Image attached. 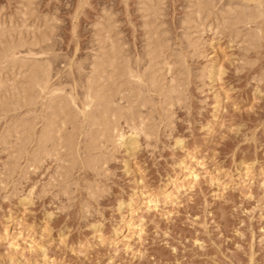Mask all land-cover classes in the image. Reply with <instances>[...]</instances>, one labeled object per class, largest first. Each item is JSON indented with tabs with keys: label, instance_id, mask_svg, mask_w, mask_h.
I'll use <instances>...</instances> for the list:
<instances>
[{
	"label": "rangeland",
	"instance_id": "rangeland-1",
	"mask_svg": "<svg viewBox=\"0 0 264 264\" xmlns=\"http://www.w3.org/2000/svg\"><path fill=\"white\" fill-rule=\"evenodd\" d=\"M151 1L0 0V25L15 41L39 40L20 55L48 48L51 83L76 88L79 100L89 63L111 43L161 85L184 81L168 108L152 93L142 119L121 120L124 138L137 145L108 143L96 171L75 166L57 181L68 152L15 162L17 137L0 140V264H264V14L246 27L222 20L243 0ZM18 72L0 71L8 89L24 81ZM10 119L0 121V134ZM193 172L203 175L194 187ZM178 189L179 205L171 204L166 196ZM149 200L160 209H148ZM133 223L141 239L127 252Z\"/></svg>",
	"mask_w": 264,
	"mask_h": 264
},
{
	"label": "bare ground",
	"instance_id": "bare-ground-1",
	"mask_svg": "<svg viewBox=\"0 0 264 264\" xmlns=\"http://www.w3.org/2000/svg\"><path fill=\"white\" fill-rule=\"evenodd\" d=\"M142 1H144L142 2L144 7L149 5L146 4L148 1L152 2L151 0H142ZM243 1L244 2L241 3V5L243 4V8H241L242 6L238 7L239 5L236 7L238 9L236 8L229 9L228 7L226 13L228 17H225V19L222 20L224 21L226 19L231 20L237 25L238 23L239 24L242 23V26L243 24H246L247 27V24L248 25L253 24L256 21V18H260L261 15L264 14V3H263L264 0L263 1L261 0L260 2L255 1L257 4L255 2L253 3L255 4L254 9L256 8L257 10L253 9V11H251V9L248 10L250 8L248 5L252 3V0H243ZM198 2H200V0ZM229 3L231 4L232 1L228 2V4ZM27 5L25 10H27V7H29V5L28 6ZM258 10L260 12H258ZM222 18L224 17L222 16ZM5 23L2 24L5 25ZM1 25H0V71H2L7 67H11L12 71L14 70V68H17L19 70V72L17 73L19 75L18 77L22 75V79H24V81L22 83L20 82V84L18 85L16 82L14 83V85L16 86L14 85L12 87L9 86L11 88L8 89L6 87L7 85L5 84V82L0 80V121L11 118L10 119L11 122L7 125V128L4 130L2 129L3 131L0 134V140L5 142L7 139L11 138L12 135H15V137H17L18 145H16L17 146L15 147L16 149L13 148L15 149V151L13 150L14 153H11L12 159L10 158V160L15 162L19 161L18 159L24 158V156H27L28 160H30L29 158H31V160H35L40 155L42 154L44 155V153L47 152L49 154V152L51 153V151L57 152V154L55 155H58L59 152L61 153V151L64 152L66 151L65 154L68 152V155L66 154V156H68L67 158L70 157V159H67L69 165H67L68 162H63L62 161L63 158H61V163H64V165L62 164H60L62 166L59 165L60 169H58L59 171L56 176L57 179L55 178L57 181L64 180L63 178L68 175L69 170H72L71 168H74L75 166L78 167L79 165H83L84 168L86 167L96 171L98 167H100L102 164L104 165L105 163L104 155L106 153H104V149L106 148L108 143L110 144L111 142L117 143L118 141H120L119 139H121L122 144L125 143L131 150H134L137 143L135 139L132 137L128 138L127 140L124 138L122 132L120 131L121 120L123 119L126 121L129 120V122L131 121L133 124H135L134 122L136 121L135 120L136 116L137 117L139 116L140 119H142L141 118L142 113H144L142 112V108L146 107V109L149 110L147 108L148 105L153 108L154 103H153L152 93H154V95L155 94L160 95L163 98V102L164 104H166L165 105L166 108H168L167 106H169L170 103H174V100L175 99L177 100L183 93L179 89L181 86L177 85L178 81L175 82L172 81V83L168 84V86H166L167 83L164 84L163 86L161 85V83L163 82L162 80L164 79H162L161 82L159 80V77H157L152 71L151 73L149 72L148 74L146 73L148 70L142 71L140 69L139 70L137 69L138 67L137 65L139 61L136 64L133 62L136 66L134 67L133 63H131L130 60H127V58L121 59L122 56L119 57L120 54L119 52H117L118 48L115 47L116 45H114V43H111L109 45L110 46L109 49L107 47L108 50L104 49V51H101L103 50L102 46L100 48L101 50L97 49L95 56H93L91 63H89L90 72L89 73L87 72L88 74L84 75V80H85L84 81L85 83H83L85 85L83 86V88H85L84 90L85 92L83 93L84 96L81 98V100H79L80 97L78 99L77 97L78 95L75 94L76 91L73 92L74 90H76L74 84L72 86L75 89L71 87L72 88V89L70 88L71 92L68 93L66 89L67 86L60 87L55 85L54 83L53 84L51 83L53 80V71H54L53 64L55 57H52L53 55L50 56L51 53H49L50 50L48 48L41 46L38 52L30 53L31 54L29 55L30 57L27 58L26 56L27 54L25 55L26 58L24 56L22 57L20 55L22 54L20 49L28 45L29 47H32L31 50H33V47L38 46L37 42H39V40L34 39L33 42L35 41L36 42L33 44L31 43V45L34 46H31L29 44L25 45L26 42L25 41H24L25 43L23 42L24 38L23 40L19 38L21 36H18L19 39L15 41V39L12 37L13 35L10 33L11 32L10 26H8L10 27V30H8V28L4 27V25L2 26ZM99 25H101V23ZM106 33L109 34L108 32ZM43 35L45 36V34ZM43 35H41V37H43ZM41 37H40V41L42 39L43 40L45 39V37L43 38ZM251 37H252V42L254 41L255 45L257 43L256 42L257 39L260 40L258 33L252 35ZM34 38L36 37L34 36ZM107 39L106 41L109 40ZM148 40L149 39H147V41ZM46 41L47 38L43 42L45 43ZM99 42L103 43V41H99ZM160 47L159 50L161 49ZM151 49L152 48H150V50ZM156 49L154 48L155 51ZM40 55L42 56L41 58H36L37 56L39 57ZM182 59L183 58H181V60ZM183 60L181 61V64ZM82 67L80 66L79 69L82 70ZM116 80L117 82H119V85L117 84ZM180 83H184V81ZM182 87L185 88L184 85ZM152 108L150 110L151 113L154 112V110L152 111ZM22 110L24 111L22 112ZM148 118L146 120H148ZM140 119L139 122L142 123L143 120L140 121ZM144 123L145 122H143L142 126L144 125ZM139 124L138 126H140ZM38 125L39 126L41 125L40 126L41 128H38L40 130H37V127H39ZM142 126L140 127L142 128ZM144 126L142 129L143 131L146 130L144 129L146 128ZM68 127L70 128V131L68 130ZM115 139H117V142ZM112 145L111 147H113ZM30 147L32 148V151L29 149ZM108 147L106 148V150L108 149ZM66 156L64 158H66ZM64 160L66 161V159ZM15 164L16 163H12L10 166L16 168L17 165ZM9 170L10 169H7L6 172ZM201 176L203 175H200L198 172H193L192 174H190L188 176V179L190 180V181L188 180L190 185H192L193 187L195 185H198L200 183ZM193 187L191 188L190 186L191 189H194ZM181 191H182L181 189H178L176 193L168 194L166 196L167 200L168 199L174 200L171 202V204L173 203L175 205L176 204L179 205L178 194H180ZM96 192L97 191L95 190L94 187L90 188V194L92 196H94ZM152 202L153 201L150 200L149 202H147L148 209H155V210L160 209L156 205L152 207ZM93 227L94 230H98V231L101 230L100 225H95V226L93 225ZM136 227L137 225L135 223L131 224L132 236L130 238L129 243L127 244V248H126L127 252L128 250H133V243H132L133 238L138 237L139 239H141V235H140L141 230L139 232L136 231ZM18 245L19 244L16 245L12 244V246H14L15 249L18 248ZM34 247L35 246H33L32 248Z\"/></svg>",
	"mask_w": 264,
	"mask_h": 264
}]
</instances>
